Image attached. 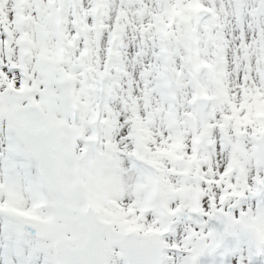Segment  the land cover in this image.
Returning a JSON list of instances; mask_svg holds the SVG:
<instances>
[{
    "label": "snow or ice",
    "instance_id": "1",
    "mask_svg": "<svg viewBox=\"0 0 264 264\" xmlns=\"http://www.w3.org/2000/svg\"><path fill=\"white\" fill-rule=\"evenodd\" d=\"M0 264H264V0H0Z\"/></svg>",
    "mask_w": 264,
    "mask_h": 264
}]
</instances>
